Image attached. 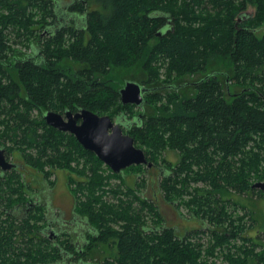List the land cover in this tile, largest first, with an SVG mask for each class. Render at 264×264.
Masks as SVG:
<instances>
[{"label": "trees", "instance_id": "1", "mask_svg": "<svg viewBox=\"0 0 264 264\" xmlns=\"http://www.w3.org/2000/svg\"><path fill=\"white\" fill-rule=\"evenodd\" d=\"M56 1L0 0V148L51 185L55 171L68 174L75 211L96 231L86 255L99 245L112 249L102 262L83 264H217L218 255L225 264H264L261 232L248 231L257 223L253 211L230 198L262 196L252 185L264 181V36L234 32L237 1L68 0L63 10ZM263 22L257 9L250 27ZM217 63L223 69L205 74ZM130 71L141 76L126 80L150 89L143 108L120 101L122 75ZM199 74L191 94L175 87ZM81 108L121 123L161 169L156 191L176 210L184 205L199 229L179 235L154 200L136 195L145 166L125 169L136 175L130 187L124 174L43 118ZM168 151L176 162L165 158ZM23 172L0 170V264L46 262L35 241L41 214L30 223L1 210L25 199ZM109 194L115 203L104 199Z\"/></svg>", "mask_w": 264, "mask_h": 264}, {"label": "flooded vegetation", "instance_id": "2", "mask_svg": "<svg viewBox=\"0 0 264 264\" xmlns=\"http://www.w3.org/2000/svg\"><path fill=\"white\" fill-rule=\"evenodd\" d=\"M236 1L240 11L233 23L234 32L246 29L258 36H264V22L257 28L250 27V20L255 15L257 9L262 13L264 18V1L259 5L252 3V0ZM77 123H80V120ZM16 164L18 167L15 169L17 170L26 171L29 169L23 166V163L17 162ZM143 166L146 167L147 171L145 176L150 171L155 172L154 175H156L161 170L152 163L149 167L147 165ZM124 171L121 174H124ZM40 176L36 178L31 176V174L28 176L26 172H23L21 177L23 178L24 187H26L23 191L25 199L14 200L15 202L11 208L6 209L1 207V210L10 218L17 219L18 221L29 219L34 214H41V219L36 222L37 238L35 241L40 246V250H43L45 253L46 262L44 264H83L86 261H90V253L86 255V252L88 251L87 247L90 245V241H92L90 238L96 234V231L85 218L78 215L75 211V198L70 189L68 191L70 196H68L73 201V205L71 210L65 212L60 210L58 206V198L54 191L55 181L51 185L42 175ZM124 177L126 179L128 176L125 175ZM33 219L35 218L33 217ZM87 256L88 259H85Z\"/></svg>", "mask_w": 264, "mask_h": 264}, {"label": "rangeland", "instance_id": "3", "mask_svg": "<svg viewBox=\"0 0 264 264\" xmlns=\"http://www.w3.org/2000/svg\"><path fill=\"white\" fill-rule=\"evenodd\" d=\"M68 0H58L56 1L58 4L57 5H61L62 6V10L64 9L65 6V2H67ZM66 18L69 17L71 14H63ZM72 16V15H71ZM62 19L65 18H61L60 16L58 17V20L63 22ZM36 28V27H33ZM31 43H33V41H29L26 43V45H30ZM28 46L23 45L22 43L17 42L14 47L18 50H21L23 53H30V50ZM217 69H223V67L221 66L220 63L214 64L211 68L208 69L207 72H205V74L210 73L214 70ZM134 76V77H140V73L137 71H130L128 74L124 73L121 77L122 80H126V79H132L130 76ZM202 75H196L194 77H185L183 78L182 81H178L175 83V87H180L183 91L182 94H191V85L194 83V81L196 79L201 78ZM124 83V82H123ZM228 83V82H227ZM179 88V91H180ZM227 91H229L230 93L234 92V87L232 85H230L228 83V87H227ZM116 120V119H114ZM6 145H10V143H6ZM165 158L174 163L177 160V154H175L174 152H165L164 154ZM7 160L13 163H21V159L18 157L16 152L10 153L7 156ZM20 160V161H19ZM27 173L28 176L31 174V176H34L36 178L41 177L40 174L35 173L33 170H26L24 171V173ZM132 170H125L124 171V175L128 176L126 177V183L127 185H129L130 187H135L134 186V180L136 179V175H132ZM158 173V172H157ZM155 172L150 171L149 174L147 176H145L146 179V183H145V187L140 189V190H136L137 192L136 195H141L142 197L148 198V199H152L154 200V202L158 205L160 214L162 215V217L164 218L165 224L169 227H172L176 230V232L179 235H183L185 233L186 230H193V229H199L200 225L197 221H195L194 219H192L189 214H188V210L184 205H178V210H176V205L173 203H167L165 202L161 195H159V193L156 191V175H154ZM27 179H29V177H27ZM51 181H55V195H57V202H58V206L60 207V210H63L65 212H68L69 210H71L72 207V202L70 199V194H69V186H68V174H66L63 171H55L51 178ZM118 179H111L110 183L112 184H118ZM258 182V181H255ZM264 182V181H261ZM123 191L122 192H126L127 186L122 187ZM69 195V196H68ZM111 194H109L107 197H105L104 199L107 200L108 202H116L117 198H113L110 196ZM119 196V195H118ZM123 197V198H121ZM119 198L124 199V196H119ZM232 201H239L240 203L246 204L248 206V209H245V212H248L249 210L253 211V216L254 218L257 220V223L254 225L253 227V231L251 232L250 229H248L249 231V235H254L256 231H260L261 233H258V241L261 243H264V190H263V195L259 196V195H237L236 193L231 194L230 196ZM237 213L239 215H241L243 213V210L239 207H237ZM35 215V214H34ZM33 215V216H34ZM33 216L30 218V223H34V219ZM247 221V226L250 225V221L249 219L246 220ZM204 229V227L202 228ZM203 240L206 241L207 240V235H203ZM239 244V243H238ZM112 254V249H109V247H107V245H99L97 248H95L93 251H91L90 253V260L91 262H96V263H100L103 261L104 258L109 257ZM216 263L217 264H225L224 259H222L221 255H218L217 259H216ZM247 264H260L257 260L253 259V260H249L247 262Z\"/></svg>", "mask_w": 264, "mask_h": 264}, {"label": "water", "instance_id": "4", "mask_svg": "<svg viewBox=\"0 0 264 264\" xmlns=\"http://www.w3.org/2000/svg\"><path fill=\"white\" fill-rule=\"evenodd\" d=\"M150 89L135 81L125 80L118 92L123 105L131 104L143 108L145 94ZM46 124L58 131L73 135L78 143L93 152L113 173L121 174L133 165H147L144 150L135 146L134 139L124 133L121 123L108 115H98L81 108L75 113L46 111L43 114ZM80 120V123L77 121ZM17 164L7 160L5 150L0 148V170L2 172L17 168ZM252 188L264 190V182H256Z\"/></svg>", "mask_w": 264, "mask_h": 264}]
</instances>
